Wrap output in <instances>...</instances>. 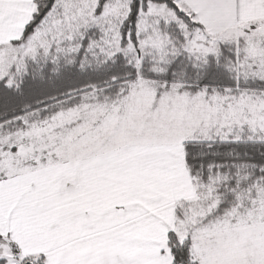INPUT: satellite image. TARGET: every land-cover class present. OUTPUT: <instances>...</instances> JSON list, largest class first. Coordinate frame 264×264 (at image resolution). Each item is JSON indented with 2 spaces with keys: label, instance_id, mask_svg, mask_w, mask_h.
Masks as SVG:
<instances>
[{
  "label": "snow or ice",
  "instance_id": "1",
  "mask_svg": "<svg viewBox=\"0 0 264 264\" xmlns=\"http://www.w3.org/2000/svg\"><path fill=\"white\" fill-rule=\"evenodd\" d=\"M0 264H264V0H0Z\"/></svg>",
  "mask_w": 264,
  "mask_h": 264
}]
</instances>
